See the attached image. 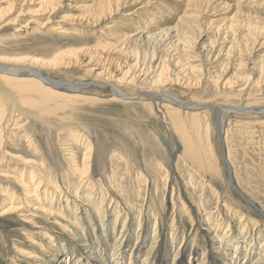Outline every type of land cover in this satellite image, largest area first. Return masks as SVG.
Listing matches in <instances>:
<instances>
[{"label":"rangeland","instance_id":"1","mask_svg":"<svg viewBox=\"0 0 264 264\" xmlns=\"http://www.w3.org/2000/svg\"><path fill=\"white\" fill-rule=\"evenodd\" d=\"M140 1L97 25L81 19L96 14L99 0H54L52 6L44 0L0 1L2 63L33 65L59 86L52 90L62 92L46 96L38 87L12 89L0 80V111L4 110L0 118V264H60L62 255L76 256L72 260L76 264L82 248L74 238L112 242L116 223L118 232L128 229L123 264L130 260L134 245L141 250L132 262L142 264L157 234L164 264L174 262L175 252L169 248L173 243L186 247L183 264H197L199 252L209 250L219 237L214 224L222 222L220 235L230 229L237 239L243 223L252 226L254 235L264 232V80L259 79L258 68H252L264 58V38L257 37L254 46L226 58L232 38L223 39V32L215 31L219 24L238 25L246 16L264 19V5L259 6L264 0H227L224 10L207 12L203 21L213 23L197 22L204 40L188 52L193 58H168V79L158 84L159 74L150 61L156 66L162 62L167 43L152 49L154 42L122 41L120 36L154 24L152 34L165 37L175 31L176 21L167 20L164 13L160 19L127 16L144 6ZM176 1L171 4L183 12L180 8L186 6ZM158 2L160 8L167 3ZM56 27L67 33L54 31ZM91 58L100 63L96 74L102 72V76L88 70ZM243 73L249 77L242 80ZM17 78L20 85L35 82L27 74ZM71 87L79 90L67 91ZM113 87L135 98L120 100L114 97ZM166 95L177 105L172 106ZM212 105L236 111L220 113ZM34 173L43 182L39 189L43 200L45 191L52 196L62 191L55 199H47L53 201L51 205L25 197L21 181L30 185ZM13 194L16 202H30L25 217L33 214L35 204L54 209L56 217L36 214L41 219L31 220L39 223L42 229H38L23 226L25 217L19 214L1 216ZM67 219L75 220L77 228H70ZM50 240L56 246L52 252L58 254L55 262L51 254L39 251L40 244L50 247ZM247 248H242L240 264H246ZM257 250L264 252V248ZM189 252L196 254L189 256Z\"/></svg>","mask_w":264,"mask_h":264},{"label":"bare ground","instance_id":"2","mask_svg":"<svg viewBox=\"0 0 264 264\" xmlns=\"http://www.w3.org/2000/svg\"><path fill=\"white\" fill-rule=\"evenodd\" d=\"M0 1L2 3L6 2V0H0ZM44 1H47V3H49L50 6H52V4L54 2V0H44ZM99 1H100L99 3H101V4L98 5V8L96 10V14L93 16H90V17H86V19L83 18L81 20H85V22L87 20V24L97 25V23L100 24L103 20H106L108 17L120 13L123 8L130 7V6L135 7V6H138L137 5L138 2H141L140 0H99ZM142 1L144 3V4L142 3L144 5L142 7H145V8L136 7L131 11L132 13H128L127 16H131L134 13L135 15L143 14V15L158 17L160 19L161 16L165 14V15H167L166 16L167 18L165 16L163 18H166L167 20L168 19L169 20L175 19V21H176L175 31H170V33L165 37H159V36H161L160 34H152L151 27L154 24H151V26H149V27H143L142 30L136 29L134 35H131V36L130 35H127V36L122 35V36H120L122 41H129L130 42L132 40V42H138V41H141L144 43H146V42H150V43L152 42L153 43L154 42L152 45V49H155L159 45V43L162 41L167 43L165 45L166 54H164V56H161L162 62L156 66V63L153 64L154 63L153 59H152V61H150V63H151L150 65L155 68L156 75L159 74L160 79H159V81H156V84H158V82H161V81L164 83L165 78L168 79L167 78L168 76L165 75V72L167 71V68H168V67L166 68V66H165V61L168 58H170L171 56L175 57V55H178L177 56L178 58H176V59H179V57H181V56L193 58V57L189 56L188 52L192 48H194L198 45L200 46L201 41L204 40V36L202 35L201 31H198L199 27L197 26L198 25L197 22H202L204 17L207 16V14H208L207 12H213V13L215 12L216 13L217 11L224 10V8L228 5L227 0H177L176 1L177 4L181 3V4H184L186 6L185 8H180V10L183 12L178 13L176 11L175 7H173V5L171 4V0H163V1H166L167 3L165 2L166 5H163L162 8L159 7L160 5L158 4L159 3L158 0H142ZM241 1H243V0H240V2ZM161 2H162V0H161ZM260 5L261 6L264 5V1H262L259 4V6ZM10 7H11V4H10ZM141 8L144 10H142V11L140 10L141 12H139V9H141ZM154 8H156V9H154ZM152 9H154V10H152ZM158 10H159V12H158ZM194 11H197L198 15L195 14ZM212 15H214V14H212ZM213 18H214V16H213ZM212 21H213L212 19H209L208 22H206V19H205V21H203L202 24L206 23L207 26L208 25L210 26L213 23ZM255 21H261L264 23V19H261L258 17L246 16V19L244 21L240 22L238 25H235L234 22H230L226 25H220V24L217 25V29L215 28L216 29L215 31L217 33L222 31L223 36H225V37H223V39L227 38L228 36H230L232 38V40L230 41V46L227 48L226 53H224V56L226 58L229 57L230 54H232V56H233V52L240 51V53H238V54H241L245 51L244 49H247V47L254 46V43L256 42L257 37L264 38V26L253 27L252 22H255ZM86 26H88V25H86ZM203 26H205V25H203ZM53 30L57 31L58 33H67V31L63 30V28H61V27L53 28ZM235 31H247V32L239 34V35L237 34L238 36H235L234 35ZM219 34H217V35H219ZM232 34H233V36H232ZM194 35H196V36L198 35L197 39L193 38ZM191 38L194 39V41H193L194 43H192ZM261 45H263V44H260V46ZM157 48H159V47H157ZM202 48H205V47L203 46ZM247 50H246V52H247ZM193 51H194V49H193ZM242 55L244 56L245 54H242ZM216 58H217V56H216ZM236 58H237V56H236ZM261 59L262 60L260 62L258 61L259 63L257 62L258 65L255 62V64H253L252 68L254 69L257 67L258 70H257V68H256V70L258 71L257 75H259V79L264 80V58L261 56ZM236 60H238L239 62H242V59L240 60L239 57ZM244 61H246V60H244ZM179 62H181V61H179ZM99 64H100L99 62H94V59L91 58L90 60H88V63L86 65L88 70L90 72H93L96 75V77H100L103 75L102 72H99L98 74H96L98 71L101 70V67L99 66ZM177 64H178V62L175 63V66H177ZM181 64L182 63H180V65ZM32 66L33 65H31V67L30 66H15L14 67V66H11L9 64H6L5 62L2 63V61L0 59V80L7 82L8 83L7 85H10V87L12 89H15V88L23 89L26 87H32V88L38 87V91L42 92L43 94H46V96L49 95L50 93L51 94L54 93L57 95H58V93H62V92L52 90V88H59V86H57L56 83L52 79L46 77L39 68H34ZM36 67H38V66H36ZM252 68L250 69L251 71H253ZM240 70H241V68H240ZM238 73H239V71H238ZM23 74H27V76L29 75L30 77L31 76L34 77L35 82L24 83V84L20 85V82H19L20 80L17 77H19ZM125 75H127V74L124 73L123 76L126 77ZM248 75L246 73H243L244 78L241 77L242 80L245 79V77L246 78L249 77ZM14 77H16V78L13 79V81H9V78L12 79ZM241 78H240V81H241ZM237 79L239 80V78H237ZM122 80H124V79H122ZM247 80H249V79H247ZM10 82H12V84ZM257 84H258V82H257ZM242 86H244V85H242ZM245 86H247V83L245 84ZM84 87H86V85ZM67 89H68L67 91H71V92H76L79 90V89L74 88V87L73 88L72 87L67 88ZM112 92L114 94V97H116L120 100H128V99L135 98L134 96H130L128 94L123 93L122 91L116 89L115 87H113ZM165 97H166V99H169L172 102V106L174 104L177 105V102L173 98H171L170 96L167 97V95ZM251 103L253 104V102H251ZM256 104L258 105V102ZM196 106L201 107V106H203V104L202 105L199 104ZM212 106L216 109V111H218L220 113L223 112L224 110H231L232 112L236 111V108H234V107H226V106H220V105H212ZM246 106H249V105H246ZM3 111L4 110L0 111V115H1L0 118L2 117ZM244 111H245V109H244ZM176 112H177V109H176ZM173 114L171 113V115H173ZM176 116H179V113L175 114V119L177 118ZM180 116H181V114H180ZM192 116H195V115L193 114ZM180 119H181V117H180ZM176 120H178V119H176ZM219 132H220V136L222 137V135H223V134H221L222 130H219ZM22 177H24V175ZM35 177H36L35 173L31 174L30 185H28L24 181H21V183L25 189L26 195H27L25 197L26 198H30V197L35 198L32 200L33 202H35L36 200L41 201V199H42L43 205L48 204V203L51 205L53 201L50 202L47 199L51 198L52 194L45 191V192H43L44 200L42 197L40 198V196H42V193L39 192V189L41 186H43V182L41 180H36ZM85 183H87V182H85ZM57 192L59 194L62 193V191H57ZM56 193L52 196L53 197L52 199H55ZM10 197L11 198L8 199L10 202L8 205L6 204L7 207L5 206L6 208H5V210L2 211L1 216H7L10 214L11 215L19 214L20 217H23V216L25 217L26 214H23V213L27 212L25 209L28 207V204L30 202L28 203V201L25 200L24 204H21V200H19V202H16L17 200L15 199L16 197L14 194L11 195ZM100 202H101V205H103L105 202V199L102 198ZM24 205H26V206H24ZM102 208L103 207L99 208V211H102ZM45 209L46 208L41 207V206H37V204H35L31 210V212L33 214L30 213L29 215H27V217H25V219L23 220L22 225L23 226H24V224L29 225V226L32 225L35 228L42 229V228H40L39 223L36 221L37 219H41L39 217L40 215L38 216L36 214L41 213L44 215V217L45 216L46 217L50 216L52 218L56 217L54 209H47V210H45ZM62 209H64V208H62ZM59 212H60V214H63L61 211H59ZM36 216H38V217H36ZM33 217H35L36 220H31V218H33ZM119 217H120V215H119ZM62 218H63V216H62ZM102 218H105V216ZM225 221H227V220H225ZM66 223L68 224V226L70 228H77V222L75 220H68L67 219ZM246 224L243 223V230L240 232V236L238 237L239 240L237 239V237L232 235L233 232L230 229H228V230L223 229L224 234L220 235L222 228H224V224H222V222L219 225L214 224L215 228L219 229L217 231L219 237L218 236L216 237V239L214 240L215 244L210 245L211 248L209 250L202 249L201 252H199V254L201 255V259L197 262V264H210V262L212 264L213 263L214 264H240V262H238V261H241L240 255L242 253V248H244V247L246 248L247 246H248L247 254H245L243 256V259H244L243 261L246 262V264H264V252L259 253V251L257 250V249L262 250L264 248V232L261 230V233L254 235V234H252L253 231H251L252 226L250 227V225L247 226ZM225 226H227V225H225ZM228 228H230V226ZM258 228H260V227H258ZM65 229L66 230L68 229L67 226H65ZM124 231H128V229L124 230V228H122L121 231L118 232L117 231V223H116V226L114 229V232H115L114 235L115 236H114V240L112 242H110L108 240H101V242H98L97 240H95L93 243L92 242L86 243L85 239H84L85 240L84 241V240H81L79 238H74L76 241H78V244H80L82 251L84 250V254H82V251L80 252L81 255H80V257H78L79 260H76L77 261L76 264H82V260H84L83 264H123V262L125 263V258H124L123 254L126 253V250L128 248V243H127V238H126V232H124ZM157 232H158V229H157L156 233ZM44 235L46 236V233H44ZM158 237L159 236L157 234V235H154V237L152 238V241H151L149 247L145 250L146 256L144 259L141 260L142 264H164V262L161 259H159V256L162 252V241H161L162 239L160 240V238H158ZM98 238H99V236H98ZM47 244H48V246L50 245V247H47L46 245L42 246V244H40V248H42V250L39 249V251H41V253L43 255H49L50 256V254H51L52 255L51 257L53 258L52 262H55L57 260L58 254L56 251L52 252L53 249H51V248L52 247L56 248V246L53 244V241H51V240H50V243H47ZM110 245H112V246H110ZM172 245H173L172 248H171V246H169V248L172 250L173 253L175 252L174 258H173V261H174L173 264H183L182 259L185 257L186 247L180 246L179 248H177L176 246H174V243ZM60 247L62 248V245L59 246V248ZM110 250H112V251H110ZM140 250L141 249H139V247H137L136 245L133 246V248L131 249V253H130L131 258L127 264H134V261L132 262V259H133L132 256H138V254L140 253ZM231 251H233V253H230ZM52 253H54V254H52ZM75 254H77V253H75ZM121 254H122V256L120 257ZM189 254H190L189 256H193L196 253L189 252ZM66 256L67 257L62 255V257L60 259V264H72L73 263L72 260H74L76 258V256H72L71 258L68 255H66ZM33 258H36V257H33ZM241 263L244 264L243 262H241ZM32 264H37V263L34 262Z\"/></svg>","mask_w":264,"mask_h":264}]
</instances>
